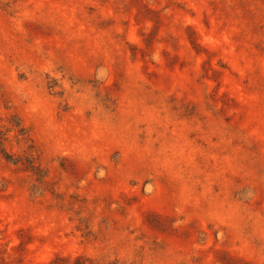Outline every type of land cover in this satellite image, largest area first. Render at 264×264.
<instances>
[{
    "label": "rangeland",
    "instance_id": "1",
    "mask_svg": "<svg viewBox=\"0 0 264 264\" xmlns=\"http://www.w3.org/2000/svg\"><path fill=\"white\" fill-rule=\"evenodd\" d=\"M0 264H264V0H0Z\"/></svg>",
    "mask_w": 264,
    "mask_h": 264
}]
</instances>
